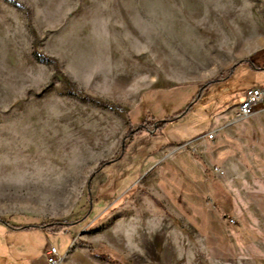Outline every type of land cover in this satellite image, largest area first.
Here are the masks:
<instances>
[{
	"label": "rangeland",
	"instance_id": "374dc122",
	"mask_svg": "<svg viewBox=\"0 0 264 264\" xmlns=\"http://www.w3.org/2000/svg\"><path fill=\"white\" fill-rule=\"evenodd\" d=\"M244 60L264 0H0V264H264V98L172 119Z\"/></svg>",
	"mask_w": 264,
	"mask_h": 264
},
{
	"label": "trees",
	"instance_id": "16d2710c",
	"mask_svg": "<svg viewBox=\"0 0 264 264\" xmlns=\"http://www.w3.org/2000/svg\"><path fill=\"white\" fill-rule=\"evenodd\" d=\"M239 65H248L254 72H264V67H257L253 62L251 61H248V60H244V61H241L237 64H235L232 68V70L230 71L228 77H226L225 79H220V80H213V81H210L206 84H204L202 87H199V89L197 90L196 94L193 96V98L191 99V101L189 102V104L185 107L184 110H181V111H178L176 112L175 114L172 115V119L174 118H178V117H182L184 116L186 113H188L192 108L193 106L197 103V102H200V101H204V100H201L203 97L206 96V93L208 92L207 89H209L210 86L212 85H215V88L214 89H222V87H226L232 83V81H235L236 84H237V89L236 90H229L227 92V94H223L224 96L221 98L222 101L225 100L227 97H231L233 95H242V99L237 103V104H231V103H228L226 105V108H231V107H234V106H237L238 104H240L243 100V94L241 93L242 90L238 89L239 85L243 83V80L242 78H237V79H234L232 78V74H233V70L239 66ZM253 84V83H252ZM250 85V87H252L253 85ZM70 86V84H68ZM249 88V87H248ZM72 93L76 96H79L81 98H85L84 94L77 91V90H74L72 91ZM226 103V102H225ZM225 103H222V105H224ZM220 105V104H219ZM162 121V125L160 126V130L163 131L165 130V127L166 125L168 124V121L169 120H160ZM114 161V160H112ZM111 161V162H112ZM20 229H25V228H20ZM62 233H65V231H63ZM90 251L95 255L97 256L98 258H101L103 260H106V261H110V262H113V264H129L127 260H125L123 257L121 256H117V254L115 253H111V252H102V247L100 248H93L92 246L89 247ZM104 251V250H103ZM105 256L102 257V256Z\"/></svg>",
	"mask_w": 264,
	"mask_h": 264
},
{
	"label": "built area",
	"instance_id": "2783aa9c",
	"mask_svg": "<svg viewBox=\"0 0 264 264\" xmlns=\"http://www.w3.org/2000/svg\"><path fill=\"white\" fill-rule=\"evenodd\" d=\"M264 88L262 87H250L243 93V100L236 106L237 116L244 118L249 116L254 108L263 101ZM212 137L211 134L208 135ZM216 172H219L218 168H215ZM46 260L48 264H62L61 257L54 246H48L46 250Z\"/></svg>",
	"mask_w": 264,
	"mask_h": 264
}]
</instances>
